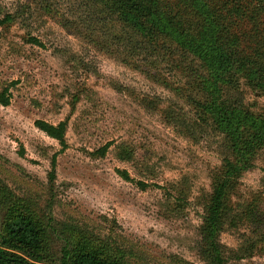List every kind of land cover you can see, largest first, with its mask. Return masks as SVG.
<instances>
[{"label":"rangeland","instance_id":"obj_1","mask_svg":"<svg viewBox=\"0 0 264 264\" xmlns=\"http://www.w3.org/2000/svg\"><path fill=\"white\" fill-rule=\"evenodd\" d=\"M5 13L14 18L0 25V88L11 91L0 104V184L53 220L57 255L80 231L120 246L131 264H174L175 256L204 264L198 230L223 139L188 101L194 93L174 58L127 55L113 40L116 26L96 23L80 0H0ZM242 88L248 107L263 111L264 96ZM36 119L66 120L67 147ZM107 141L105 155L95 154ZM229 197L219 233L226 264H264V147ZM248 206L256 218L245 215ZM3 212L0 204V229Z\"/></svg>","mask_w":264,"mask_h":264},{"label":"trees","instance_id":"obj_2","mask_svg":"<svg viewBox=\"0 0 264 264\" xmlns=\"http://www.w3.org/2000/svg\"><path fill=\"white\" fill-rule=\"evenodd\" d=\"M80 7L90 11L96 23L116 26L113 40L127 55L142 50L155 58L173 57L194 93L188 101L199 111L201 120H210L222 134L221 164L212 172V191L198 230V254L204 264H226L219 233L228 216L230 192L242 172L254 166L256 153L264 147V110L257 113L248 107L242 88L244 84L264 96V0H80ZM13 18L14 14L5 13L0 25ZM64 22L65 27L70 23L67 19ZM28 40L42 45L35 36ZM102 46L113 48L106 40ZM10 100L9 86L0 88V104L8 105ZM34 125L55 139L61 151L67 147L66 120L54 124L36 119ZM110 145L107 141L95 154L105 155ZM56 154L51 158V182ZM125 154L131 153L122 145L118 156L126 159ZM116 172L133 181L126 169L116 168ZM136 183L146 186L143 181ZM0 204L4 209L0 264H131L120 246L113 248L80 231L75 235L70 232L57 255L52 239L55 225L50 217L37 214L2 184ZM256 213L246 208L245 215L252 219ZM173 262L193 264L176 256Z\"/></svg>","mask_w":264,"mask_h":264}]
</instances>
